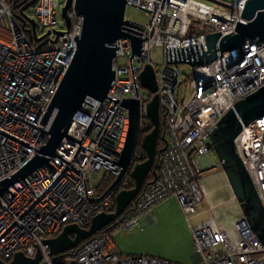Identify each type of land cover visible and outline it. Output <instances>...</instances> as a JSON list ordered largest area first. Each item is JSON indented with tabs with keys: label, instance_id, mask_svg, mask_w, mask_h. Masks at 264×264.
Instances as JSON below:
<instances>
[{
	"label": "built area",
	"instance_id": "2783aa9c",
	"mask_svg": "<svg viewBox=\"0 0 264 264\" xmlns=\"http://www.w3.org/2000/svg\"><path fill=\"white\" fill-rule=\"evenodd\" d=\"M243 1L125 0L129 4L125 3L123 19L143 29L123 24V32L145 36L142 52L130 59L137 96L128 61V37L121 36L111 43L113 79L105 96L116 99V103L111 108L112 100L102 99L99 103L87 97L84 102L91 106L82 102L68 129L67 135L80 140L98 106L79 143L90 151L66 137L55 149L80 174L66 164L35 200L65 165L52 156L47 160L50 169L43 163L7 187L11 196L6 190L0 193V234L28 207L0 235L3 263H8L15 252L33 257L38 250L36 264H181L153 256L122 255L115 251L111 241L117 231H128L139 219L149 217L156 204L173 198L189 231L193 260L187 264H264V247L248 229L240 210L226 228L205 202V211L211 213L194 224L189 222L202 213L197 212V205L203 202L205 177L213 172L223 173L212 148L203 144L209 143L207 132L235 101L264 84V42L255 45L246 40L239 47L242 54L233 48L198 66L164 63V47L200 43L203 51V35L222 30L233 32ZM28 2L0 0V180L14 173L35 152L1 131L35 149L45 142L49 119L43 125L38 122L70 61L75 48L72 38L80 32L81 19L72 9L73 0L65 10L67 27L60 15L65 0H34L22 9ZM126 8L141 12L145 20L130 18ZM56 15L62 20V28L56 26ZM28 19L34 21L37 40L30 36ZM154 50L161 52L159 61L151 54ZM145 64L153 73V92L139 82L138 75ZM178 64L189 67L185 81L180 80ZM153 95L157 97L159 134L165 140L164 149L154 160V180L141 186L114 220V227L104 226L77 246L49 254L45 239L55 237L68 224L86 228L93 215L113 210L116 192L131 187L132 179L126 170L99 199H86L98 198L119 171L111 159L117 160L127 128V110L119 105L121 98L137 99L140 142L150 125L146 104ZM233 144L264 211V114L243 125ZM161 146L158 141L157 147ZM137 148L141 149L137 145L133 156ZM101 171L98 185L105 188L100 192L92 178Z\"/></svg>",
	"mask_w": 264,
	"mask_h": 264
},
{
	"label": "water",
	"instance_id": "95a60500",
	"mask_svg": "<svg viewBox=\"0 0 264 264\" xmlns=\"http://www.w3.org/2000/svg\"><path fill=\"white\" fill-rule=\"evenodd\" d=\"M33 1L34 0H29L22 9L32 4ZM125 3H127L125 0H73L72 9L75 15L81 19L80 32L77 37L74 35L72 38L75 41V48L70 61L38 122L43 125L45 120L49 119L48 129L45 133L47 135L46 140L44 143H40L38 149H35L1 131V133L6 136L34 149L35 152L14 173L0 180V193L3 190H6L11 196L12 194L7 190V187L12 183L23 179L43 163H45L50 169L51 166L47 163V160L52 156L63 161L65 165L38 196H35L32 193L35 196V200L62 173L67 167L66 164H69L70 168L80 174V170L60 158V155L55 153V149L63 137L78 143V146H80L79 143L98 106L94 114L91 116L80 140L74 139L67 135V133L72 117L87 97L98 100L99 103L102 99L112 100L110 105L111 108H113L116 103V99L105 97L113 79L111 59L114 56V46H111V43L121 36L128 37L130 48V56L128 57L129 66L130 59L136 58V56H139V52H142V41L145 39V36L144 38H140L123 32V24L140 31L143 29V26L123 19ZM70 5L71 0H65L64 5L60 9V15L64 19L66 27L68 26V20L65 17V10L69 8ZM28 22L30 23V36L37 40L38 38H35L34 32V21L28 19ZM232 29L233 32L222 30L203 35L205 45V50L203 51L201 50L200 43L180 48L164 47V63L187 62L191 67L198 66L209 63L215 58L221 56L223 52L233 48H237L240 54H242L239 47L246 40L255 45L263 43L264 0H244L241 2ZM57 33L58 32H56V34ZM130 72L135 96H137L131 66ZM138 77L141 86L146 87L150 92L155 91V81L149 65L145 64L143 66ZM119 105L125 107L127 110V128L123 145L119 151L117 160L113 158L111 159V162L117 164L119 171L112 183L98 198H85L90 201L99 199L118 181L120 176L126 170H129L132 185L128 189H122L116 192L114 195L113 210L107 213L100 212L93 215L86 228H81L74 224H68L65 225L55 237L45 239L43 242L47 245L49 254H60L73 248L82 240L87 239L104 226L113 222L122 214L127 204L136 197L141 186L143 184L151 183L155 178V171L153 169L156 157L155 154L162 151L165 147V140L162 135L159 134L157 97L156 95H153L150 101L146 104V117L150 122L151 128L141 138L140 142H138L139 116L137 99L121 98ZM263 114L264 84L253 92L247 94L242 99L235 101L207 132L209 143L207 144V142H204L203 144L205 148L209 146L212 148V151L219 162L220 169L222 170L230 188V192L244 217L245 224L264 247V211L233 144V139L238 134L241 127ZM158 141L162 142L161 147H157ZM137 145L143 150L144 159L132 164V156ZM39 257L38 250L33 257H27L18 251L13 253L10 261L6 264H36ZM190 258L192 261V254L190 255ZM0 264L5 263L0 260Z\"/></svg>",
	"mask_w": 264,
	"mask_h": 264
},
{
	"label": "rangeland",
	"instance_id": "374dc122",
	"mask_svg": "<svg viewBox=\"0 0 264 264\" xmlns=\"http://www.w3.org/2000/svg\"><path fill=\"white\" fill-rule=\"evenodd\" d=\"M58 1L62 2V0ZM126 14L137 21L145 20L141 12L133 8H126ZM55 19L56 26L62 28L60 16L56 15ZM151 54L159 61L161 52L154 50ZM177 67L180 80L185 81L189 72L188 65L178 64ZM180 86L181 84L178 86V92ZM102 173L101 171L92 178L93 185H98ZM203 188V202L197 205V212L202 213L191 218L189 221L191 224L205 219L211 213L205 211V202L213 206L212 213L217 216L220 223L222 218L230 221V216H233V219L236 217L239 207L236 206L237 202L233 201V195L222 173L213 172L205 177ZM149 219L148 223L142 220L137 221L128 231H117L111 239L115 251L122 255H145L181 264L190 263L192 249L189 231L176 201L168 198L156 204L151 210ZM223 219L222 222H224Z\"/></svg>",
	"mask_w": 264,
	"mask_h": 264
},
{
	"label": "trees",
	"instance_id": "16d2710c",
	"mask_svg": "<svg viewBox=\"0 0 264 264\" xmlns=\"http://www.w3.org/2000/svg\"><path fill=\"white\" fill-rule=\"evenodd\" d=\"M151 126L149 125L148 127V131L150 130ZM158 153H156L155 155H157ZM144 159V152L142 149L137 148L136 150V155L133 156V162H137V161H142ZM153 169H155V167L153 166ZM105 187L104 186H99L98 185V190L101 192ZM117 221H114L113 223H109L108 225L111 226L110 228L114 227L117 223ZM102 229H100V231H102Z\"/></svg>",
	"mask_w": 264,
	"mask_h": 264
},
{
	"label": "bare ground",
	"instance_id": "6f19581e",
	"mask_svg": "<svg viewBox=\"0 0 264 264\" xmlns=\"http://www.w3.org/2000/svg\"><path fill=\"white\" fill-rule=\"evenodd\" d=\"M223 174V173H222ZM233 201H235V199H234V197H233ZM232 202V201H231ZM236 203V202H235ZM236 206H238L237 204H236ZM213 207V206H212ZM233 213V212H232ZM233 216H230L229 217V219H230V221H228L227 220V218L224 220L223 218V220H224V222H222V219H221V223L225 226V227H230V225H231V223H232V221H233V218H232Z\"/></svg>",
	"mask_w": 264,
	"mask_h": 264
},
{
	"label": "crops",
	"instance_id": "0c3cea01",
	"mask_svg": "<svg viewBox=\"0 0 264 264\" xmlns=\"http://www.w3.org/2000/svg\"><path fill=\"white\" fill-rule=\"evenodd\" d=\"M145 221V222H150V219H149V217H146V218H141V219H139L138 221Z\"/></svg>",
	"mask_w": 264,
	"mask_h": 264
}]
</instances>
